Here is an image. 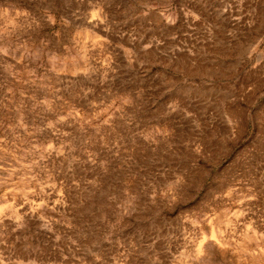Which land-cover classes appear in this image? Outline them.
Here are the masks:
<instances>
[{
  "label": "rangeland",
  "instance_id": "1",
  "mask_svg": "<svg viewBox=\"0 0 264 264\" xmlns=\"http://www.w3.org/2000/svg\"><path fill=\"white\" fill-rule=\"evenodd\" d=\"M0 264H264V0H0Z\"/></svg>",
  "mask_w": 264,
  "mask_h": 264
},
{
  "label": "bare ground",
  "instance_id": "2",
  "mask_svg": "<svg viewBox=\"0 0 264 264\" xmlns=\"http://www.w3.org/2000/svg\"><path fill=\"white\" fill-rule=\"evenodd\" d=\"M95 19V18H94Z\"/></svg>",
  "mask_w": 264,
  "mask_h": 264
}]
</instances>
